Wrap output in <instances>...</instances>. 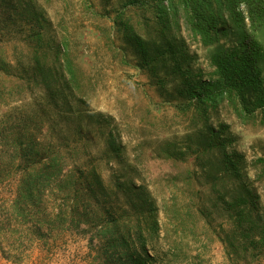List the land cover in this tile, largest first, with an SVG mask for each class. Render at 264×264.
I'll return each mask as SVG.
<instances>
[{
	"label": "rangeland",
	"instance_id": "rangeland-1",
	"mask_svg": "<svg viewBox=\"0 0 264 264\" xmlns=\"http://www.w3.org/2000/svg\"><path fill=\"white\" fill-rule=\"evenodd\" d=\"M184 10L0 0V264H264V25Z\"/></svg>",
	"mask_w": 264,
	"mask_h": 264
},
{
	"label": "trees",
	"instance_id": "trees-1",
	"mask_svg": "<svg viewBox=\"0 0 264 264\" xmlns=\"http://www.w3.org/2000/svg\"><path fill=\"white\" fill-rule=\"evenodd\" d=\"M156 3L166 2L171 4L173 0H154ZM182 7L189 10L191 14H187V24L192 32L196 35H202L208 30L215 29V22L217 20L215 11L219 12L224 9L225 14L229 16V20L238 29L245 30L246 22L253 31L264 25V0H181ZM243 8V9H241ZM202 12L204 14H202ZM201 24L197 21V19ZM198 22L199 24H196ZM202 22L204 24H202ZM198 25V26H197ZM205 38V37H204ZM210 41L213 39L205 38L203 41ZM63 50L58 49V52ZM249 55V53H247ZM218 63V61H217ZM218 66V65H217Z\"/></svg>",
	"mask_w": 264,
	"mask_h": 264
}]
</instances>
